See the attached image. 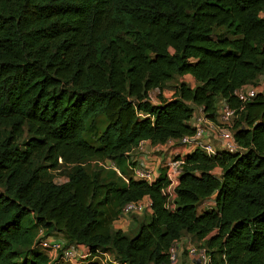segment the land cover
<instances>
[{
	"label": "trees",
	"instance_id": "trees-1",
	"mask_svg": "<svg viewBox=\"0 0 264 264\" xmlns=\"http://www.w3.org/2000/svg\"><path fill=\"white\" fill-rule=\"evenodd\" d=\"M187 75L196 85L164 98ZM261 77L264 0H0V264H18L23 249L25 264H59L32 248L41 232L88 248L83 264H104L99 251L117 264H169L186 235L204 241L211 264H264ZM244 84L262 88L246 104L234 94ZM220 99L236 109L244 150L187 154L168 207L167 168L134 179L130 152L142 140L178 143L194 133L196 107L214 119ZM107 159L112 178L88 165ZM62 167L58 183L51 171ZM145 196L148 220L115 228Z\"/></svg>",
	"mask_w": 264,
	"mask_h": 264
},
{
	"label": "built area",
	"instance_id": "built-area-1",
	"mask_svg": "<svg viewBox=\"0 0 264 264\" xmlns=\"http://www.w3.org/2000/svg\"><path fill=\"white\" fill-rule=\"evenodd\" d=\"M259 90L260 89H257V87H254L252 84H244L236 89L234 94L241 100L242 104H246L256 96ZM200 112V114L195 113L192 119L194 121L192 122L194 125L193 134L185 135L178 143L175 140H168L166 143L169 159L162 163V167L167 168L166 174L170 180V184L166 189V193L168 194V207L174 205L177 196L176 187L180 182L182 165L185 162L187 154L197 149H201L209 155L217 154L219 150H226L229 152H242L244 150V147L237 142L233 130V118L236 116V109L233 108L228 101L225 99H220L218 101L214 119L207 116L203 108L200 109ZM153 148L154 142L151 140H142L136 149L130 152V156L135 153L133 156V161L135 163L130 159L128 164L134 179L152 182L155 180V177L160 174L161 166H148L145 161V156H148ZM176 148H180L184 151L179 153V151H176ZM100 163H106V165L110 167L117 168L116 163L109 159ZM218 169L219 168L215 169V174ZM213 201V198L207 199L201 203L200 207H204L203 209H205V207L212 204ZM146 212H152V200L148 196L137 201L126 203L122 207L114 224L125 222V220L135 215L141 216ZM120 229H122V227H120ZM38 236L34 246L48 254L50 263H57L55 259L58 258L72 264H83L85 261L84 258L89 256L88 248L82 244L69 245L64 238H57L56 240L42 238V232ZM186 236L177 239L170 246L168 250L169 264H211L212 255L206 245H204V243L195 245L192 240ZM53 255H56V257ZM107 257L112 263H118V261L106 251H99L95 259L98 258L104 264H107ZM110 257H112L113 260Z\"/></svg>",
	"mask_w": 264,
	"mask_h": 264
},
{
	"label": "rangeland",
	"instance_id": "rangeland-1",
	"mask_svg": "<svg viewBox=\"0 0 264 264\" xmlns=\"http://www.w3.org/2000/svg\"><path fill=\"white\" fill-rule=\"evenodd\" d=\"M264 78L261 77L260 80H263ZM181 81H184V82H187L190 86H195L196 85V81L191 77V76H184V77H177L175 79H173L172 81L168 82L166 87L164 88V90L162 91V95L164 96V98L166 99H169V98H172L173 95H174V91H175V88L176 86L181 82ZM255 87V85H254ZM257 87V86H256ZM257 89H262L260 86L257 87ZM160 91L158 89H154L153 91H151L150 93V97H151V100L154 102V103H158L160 101V95H159ZM196 114H200V107H196V111H195ZM100 125H99V132L101 133V131L103 130L104 128V119L103 117H100V121H99ZM87 136L89 138H92L93 137L91 136L90 132L87 134ZM161 156L163 158V163L166 162L168 159H169V153L167 154H163V152H161ZM88 165L90 166V168H102L103 169V172L106 174V175H109L111 178L114 177L113 175L110 174L111 171L113 172H116V169H112V167H110L109 165H106V163H100V162H90L88 163ZM64 170L66 171V168L62 167L60 170H52V174L54 176V178L56 179V181L58 183H61V182H64L67 180V178L65 177L67 175L66 172H64ZM217 175H220L221 174V170L218 169L217 172H216ZM117 176V174H116ZM115 176V177H116ZM214 206V201L212 202V204H209L208 206L205 207L206 208H210V207H213ZM204 207H200L199 210L202 211ZM150 216V212H146L145 214L141 215V216H133L130 218V222H129V225H128V229H127V232H132L134 231L136 228H137V222H141V221H147L148 218ZM115 225V224H114ZM115 228H118L117 226H115ZM39 236L36 237L35 241H37ZM186 237H189L192 242L195 244V245H198L200 243H204V241H198L196 239H193L191 236H186ZM33 242V243H34ZM32 248H35V249H40V248H37V247H33ZM20 253V257L19 259L17 260L18 261V264H25V260H26V256H27V249H23L21 251H19ZM54 257H56V255H53ZM88 257L84 258V259H87ZM112 260L113 258L110 257ZM57 261V263L59 264H72L66 260H63V259H58L56 258L55 259ZM97 261H99V259H95ZM55 263V262H54ZM107 264H114L110 261V259L107 257Z\"/></svg>",
	"mask_w": 264,
	"mask_h": 264
},
{
	"label": "crops",
	"instance_id": "crops-1",
	"mask_svg": "<svg viewBox=\"0 0 264 264\" xmlns=\"http://www.w3.org/2000/svg\"><path fill=\"white\" fill-rule=\"evenodd\" d=\"M187 76H190V75H187ZM200 109H201V107H200ZM167 149L168 148H167L166 143L165 144L164 143H154V148L151 150L150 154L148 156H145L146 164H148V166H152V167L153 166H157V167L161 166L162 167L163 158L161 156V152H163V154H166L168 152ZM176 151H179V153H180V152H183L184 150L182 151V149L176 148ZM134 154L135 153H133L132 156H130L131 159L133 158ZM125 179L127 180L126 177H125ZM129 222H130V220L128 219V220H125V222H121L119 224H116L115 226H117L119 228L124 227V229L127 230ZM44 238L49 239V240H56L57 235L53 234L49 237L44 236ZM34 244H35V242L33 243V247H34Z\"/></svg>",
	"mask_w": 264,
	"mask_h": 264
},
{
	"label": "water",
	"instance_id": "water-1",
	"mask_svg": "<svg viewBox=\"0 0 264 264\" xmlns=\"http://www.w3.org/2000/svg\"><path fill=\"white\" fill-rule=\"evenodd\" d=\"M216 196H217V193H216V194H214V195L212 196V198H213V199H215V198H216Z\"/></svg>",
	"mask_w": 264,
	"mask_h": 264
}]
</instances>
